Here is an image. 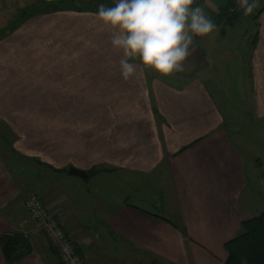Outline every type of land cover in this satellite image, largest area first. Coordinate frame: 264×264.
Segmentation results:
<instances>
[{
	"label": "crops",
	"instance_id": "obj_1",
	"mask_svg": "<svg viewBox=\"0 0 264 264\" xmlns=\"http://www.w3.org/2000/svg\"><path fill=\"white\" fill-rule=\"evenodd\" d=\"M62 1L0 0V80L8 81L9 76L21 72L20 67L25 66L24 72L33 83L36 80L41 82L37 76L47 69L48 60L42 54L48 48V41H52L55 50L59 51L58 57L49 59L50 63L66 67L71 60L63 55L67 44L70 53L71 48L80 47L77 39L81 35H101L97 41H89L104 51L103 57H86L89 65L100 62L101 74L92 75L85 71L88 72L87 84L75 86L77 97H88L87 107L68 105L69 111L66 112L60 110L62 106L52 103L57 106V113L87 114L86 122L92 124L88 130L99 138L91 141H53L60 147L57 152L54 148L53 157L45 150L47 145H52V141H8V156L14 157L11 159L12 168L20 172L18 175L29 176L28 181H36L45 178L41 173L32 174V161H42L43 164L56 162L50 164L53 168L71 164L70 167L86 174L88 170L102 165L98 173L104 174V192L110 193L108 180L115 179L119 195L126 197L125 200H115V207L106 214V222L104 219V230L110 240L118 241L142 257L143 264H225L227 253L224 244L240 233L243 221L257 216L264 209V179L260 174L263 173L264 159H257L240 148L241 143L257 149L254 143L249 145V141H234L226 132L227 116L214 101L202 78L196 74L200 68L211 65L204 54H210L211 49L203 47L204 41H196L205 37L194 38L198 42L194 44L196 50L190 49L191 56L184 62V70L173 73L184 78L182 80L159 78L153 71L148 74L138 59L129 60L136 66V72L125 79L119 67L123 52L111 46L112 31L98 21L94 12L79 11L75 6L61 7L51 14L38 13L21 21L26 29L23 44L16 43L17 49L6 50L4 42L7 36L2 34V29L7 27L8 19L18 17L15 12L20 13L32 4ZM100 1L111 6L115 2ZM231 1L195 0L193 7H202L224 36L227 34L224 28L235 24L234 18H229L225 11ZM262 2L257 13L253 14L257 23L256 41L250 50L249 71L244 76L251 95L248 114L263 124L264 0ZM55 17L74 18L75 24L85 29L80 30L77 26L60 28L55 31V37L52 31L55 29L52 24ZM229 22L233 24L230 26ZM216 48L214 46L212 50ZM150 99L154 101L153 107L149 105ZM101 112L109 115L103 124L91 116ZM19 119L21 122L23 118ZM255 142L261 146L263 141ZM62 148L68 152L61 154ZM69 153L72 155L67 158ZM38 168L45 166L38 164ZM9 176L7 171L0 170V239L21 235L31 247L29 254L12 264H57L45 240L35 229L30 230L37 225L27 219L25 213L22 214L24 201L31 192L38 190L21 198L25 178L19 176L17 181H12ZM91 177L87 174L86 180H80L85 182ZM149 178H155V183L151 185L156 188L151 197L144 198L142 181ZM137 193L141 195L136 196ZM49 194V191L41 194L45 205L65 225L73 243L79 241L83 246L86 241L75 235L72 224L77 219L64 204ZM132 194L144 208L129 200ZM256 196L261 199L256 201ZM110 198L107 195L108 201ZM78 250L83 252L84 249ZM83 257L87 264H118L104 255L107 259L96 257L89 251ZM0 264H9L3 256L1 244Z\"/></svg>",
	"mask_w": 264,
	"mask_h": 264
},
{
	"label": "rangeland",
	"instance_id": "obj_2",
	"mask_svg": "<svg viewBox=\"0 0 264 264\" xmlns=\"http://www.w3.org/2000/svg\"><path fill=\"white\" fill-rule=\"evenodd\" d=\"M114 3L115 2H113V4ZM262 3V0H259L260 6ZM100 4L111 6L100 0H63L59 3V6L64 8H66V6H75L78 10H91L89 12L96 13ZM45 7L46 6H43L42 3L36 5L32 4L27 10H32L31 14L35 15V13L37 14L38 11L43 10ZM49 7H51V5L47 6V10H49ZM45 11L46 8L44 9V12ZM256 11L257 9L248 16L244 15L242 9L236 12V14H227L228 17L234 18L235 24L232 27L224 28L227 32L226 35L222 36L220 32L221 29L219 28L205 38L196 39L198 42L204 41L203 47L209 48L208 50L211 49L210 54L204 53L205 57L211 63L210 67L200 68L196 74L200 79L202 78V82H204L209 92L212 94L214 101L220 110L227 116L228 123L225 128L226 132L234 141H249V145L254 143L257 149L253 146H246L241 143L240 148L245 153L263 160L264 133L262 129H264V122L262 124L261 121L254 119L248 114L251 108V95L249 83L245 81L244 76L247 75L249 71L248 62L250 50L253 42L256 41L257 23L253 18V14ZM16 13L18 17L12 20L8 19L7 27L2 29V34H6L7 36L4 42L7 44L6 50L10 51L16 48V43L21 42V44H23V39L26 34L25 26L21 23V17L18 15L21 12H15V15ZM52 21L53 28H55L52 31H54L55 37H57L55 31L60 30V28L67 29L69 27V29H72L73 26H77L80 30L85 29L84 26L75 24L77 22L74 18L55 17ZM61 21H63V23H60ZM21 24L24 27H22ZM15 27H18L16 29L17 32L12 31ZM100 37L101 35H94L93 37L90 35H81V37L77 39L80 47L77 49L71 48L70 53L67 51V44L66 47H64L63 55L64 57L71 58V60L68 61L70 65L66 67H60L59 65L55 66L54 62L53 64L50 63L49 59L52 56L56 58V55L58 57L59 51L58 49L57 51L55 50L52 41H48V48L42 54V56H45L48 60L47 69L37 76V78L41 79V82L36 80L35 83H33L28 77V74L24 72V70L26 71L25 66L20 67L19 71L21 72L9 76L8 81L0 80V170L7 171L10 175L9 179L12 181H17L19 176L25 178V184L22 187L20 196L21 198L31 191L38 190L39 194H42L44 191H49L51 193L49 195H51L52 198L56 197V200L60 204H64V206L71 211L77 219L72 223L75 226L74 233L78 237H83L86 241L83 246L80 245L81 243L79 241L74 242L78 249H84L83 252H80L83 256L89 251L96 257L104 258V255L118 264H120V262L121 264H127L126 262L129 264H143L145 261L142 257L137 256L125 246L120 245L118 241L113 242L106 236L104 219L106 222L108 217V215H106L107 212L115 207L117 203L115 200L122 198L125 200L126 197L119 195L117 191V181L115 179L108 180L110 186L107 187V189L110 193L107 194L104 192V174L98 173L99 170L102 169V165L88 170L87 172H89L92 177L88 181L82 182L79 178L67 176V170L72 166L71 164L60 168H53L50 164L56 162H47L43 164L42 161H32L30 162L32 174L41 173L45 179L36 181L31 179L28 181L27 179H29V176L18 175L20 172L12 168L13 161L11 159L14 157L10 158L8 156V141H52V145H47L45 150L48 152L46 153L47 155L51 154L53 157L54 148L56 152L57 149H60L53 141H91L95 138H99L92 130H88L92 124L90 125L89 122H86L87 114L78 113L77 115H65L69 113H57V106L52 105V103L62 106L60 110H65L66 112L69 111L67 108L68 105L87 107L88 97L86 95L77 97L78 94L75 91V86L83 87L87 84L88 72L92 75L101 74L102 66L100 62H98L97 65H89L86 62V57L88 56L96 58L103 57L104 51L101 48L95 47L94 44L89 41H97ZM56 40L59 41L57 38ZM198 42L195 43L197 44ZM220 43L223 45L220 46ZM214 46L217 48L212 50ZM60 68H63V71H60ZM85 71L88 72L85 73ZM146 71L148 74L151 73L150 69H146ZM31 72L33 73L34 70H31ZM60 72H62L63 76H60ZM155 74L159 78H167L157 73ZM168 77L170 80L184 79L174 74ZM170 82L173 83L172 81ZM174 84L183 85L184 83L174 82ZM153 102V99H150L149 105L152 107L154 106ZM38 111L40 113H37ZM91 116L96 120H101L103 124V120L109 115L106 112H101L93 113ZM19 118H23L21 122ZM24 120L26 122H24ZM99 126H101V124ZM21 137H26L28 139L23 140ZM255 141L263 142L261 143L262 145L259 146ZM63 148L60 150L61 154L68 152ZM70 155L72 154L69 153L67 158H70ZM38 164L41 167L45 166V168H38ZM262 170L263 173L260 172V174L264 179V169ZM151 183H155V178L142 181V196L144 198L151 197L153 190L156 188L154 185H151ZM45 186L47 187L45 188ZM40 190H42V192H40ZM130 191L134 193L133 189H130ZM259 192L260 191H258V193ZM107 195L109 198L111 197L110 201H108ZM139 195H141V193L136 194V196ZM260 199L261 198L256 196V201ZM129 200L137 206L144 208L140 201L135 199V195H130ZM24 213L25 212L22 211L23 215H25ZM31 229L32 231L35 229V231L38 232V225L35 226V228L32 226L30 230ZM64 229L66 230L65 225ZM78 244L81 247H79Z\"/></svg>",
	"mask_w": 264,
	"mask_h": 264
},
{
	"label": "clouds",
	"instance_id": "obj_3",
	"mask_svg": "<svg viewBox=\"0 0 264 264\" xmlns=\"http://www.w3.org/2000/svg\"><path fill=\"white\" fill-rule=\"evenodd\" d=\"M195 0H115L114 6L100 4L95 16L112 31L111 46L123 52L121 75L131 78L136 66L130 59L160 76L184 70V62L195 51L196 37L217 29ZM244 15L259 8V0H238Z\"/></svg>",
	"mask_w": 264,
	"mask_h": 264
},
{
	"label": "trees",
	"instance_id": "obj_4",
	"mask_svg": "<svg viewBox=\"0 0 264 264\" xmlns=\"http://www.w3.org/2000/svg\"><path fill=\"white\" fill-rule=\"evenodd\" d=\"M59 3L60 2L54 4L51 3L43 4L44 6H46L45 7L46 11L44 12L45 9L44 8L43 10L38 11L37 14L54 13L61 8L59 6ZM50 5L51 7H49V10H47V6ZM227 9L228 7H226L225 9L226 12ZM31 13L32 10L30 11H28L27 9L22 10V12L19 15V17H21V21H25L28 19V17L30 18L32 16L37 15L36 13L35 15ZM254 19L256 20L255 17ZM228 20L230 21V19ZM229 24L231 26L233 22H229ZM87 174L90 175L89 172H87ZM31 194H37L40 197V199L43 201V197L41 194H39L38 191L32 192ZM0 244H1L3 256L9 264L17 262L22 257H24L25 255L31 252L30 245L27 243L26 240L23 239L21 235L14 234L12 236H4L0 239ZM74 246L76 247V252L78 253V255L85 262V259L78 250L77 246L75 244ZM49 248L51 249L52 253L55 255V258L57 259L56 252L51 247ZM224 249L227 253V259L225 261V264H264V209L257 216L249 220L243 221L240 225V233L236 235L233 239L225 243ZM85 264L87 263L85 262Z\"/></svg>",
	"mask_w": 264,
	"mask_h": 264
},
{
	"label": "built area",
	"instance_id": "obj_5",
	"mask_svg": "<svg viewBox=\"0 0 264 264\" xmlns=\"http://www.w3.org/2000/svg\"><path fill=\"white\" fill-rule=\"evenodd\" d=\"M241 11L238 0H232L228 6L229 15ZM26 216L38 225V233L46 244L56 252L57 264H85L76 252L72 240L67 235L64 225L55 218L37 194H30L23 204Z\"/></svg>",
	"mask_w": 264,
	"mask_h": 264
},
{
	"label": "water",
	"instance_id": "obj_6",
	"mask_svg": "<svg viewBox=\"0 0 264 264\" xmlns=\"http://www.w3.org/2000/svg\"><path fill=\"white\" fill-rule=\"evenodd\" d=\"M67 175L69 177L79 178V179H82V180H86L87 179V174H86L85 171H82V170L74 168V167H70L68 169Z\"/></svg>",
	"mask_w": 264,
	"mask_h": 264
}]
</instances>
